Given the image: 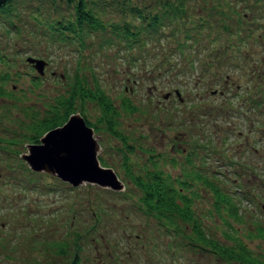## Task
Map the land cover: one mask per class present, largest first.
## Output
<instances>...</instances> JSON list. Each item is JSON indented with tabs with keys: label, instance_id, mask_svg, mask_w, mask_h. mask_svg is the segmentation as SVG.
Wrapping results in <instances>:
<instances>
[{
	"label": "rangeland",
	"instance_id": "374dc122",
	"mask_svg": "<svg viewBox=\"0 0 264 264\" xmlns=\"http://www.w3.org/2000/svg\"><path fill=\"white\" fill-rule=\"evenodd\" d=\"M126 1L94 6L108 25L86 36L79 55L74 35L56 33L69 0H16L12 25L0 23V54L20 48L0 82V264H246L195 240L178 214L157 218L140 183L156 173L180 192L179 208L189 202L201 217L206 242L237 247L239 239L264 264V0H191V23L162 25L151 39L127 7L153 12L158 1ZM124 21L139 40L122 51L115 36L104 44ZM27 56L45 61L41 74ZM74 113L127 195L72 186L21 158L54 128L44 122L60 126ZM208 181L242 196L240 221Z\"/></svg>",
	"mask_w": 264,
	"mask_h": 264
},
{
	"label": "trees",
	"instance_id": "16d2710c",
	"mask_svg": "<svg viewBox=\"0 0 264 264\" xmlns=\"http://www.w3.org/2000/svg\"><path fill=\"white\" fill-rule=\"evenodd\" d=\"M15 1L16 0H0V14H3L5 18L4 19L5 24L1 21V19H0V23H2L5 26H11L13 23L12 18L14 17ZM102 1H105V3L108 2V0H100V1L69 0V4H71V9H72V12L70 13L71 15L69 16V18L61 21V25H63V27L61 28V33L60 32H56V33L58 39H63V37L68 36L62 34L65 31H67L71 35H74L77 55H79L83 45L84 46L86 45L84 41L88 34H90L95 30L104 31L106 29V26L108 25L107 23L102 21L95 13L96 9L100 6V3H102ZM157 1H158L157 8L154 9L155 11L152 10L153 12L151 11L145 12L142 9H138L132 6L127 7V11L131 14L132 18L134 19L138 18L139 20L140 19L143 20L142 29L145 30V32L149 30L151 35L150 39L152 37L155 38V34L160 33V28L162 30L163 27L162 25L169 26L171 24H177L178 22H180V24L177 25L180 29L182 25L192 22L190 20L191 13L187 11L186 8V4L191 2V0H157ZM122 3H124V6H127L128 4L134 3V0H127L126 2H122ZM94 6H97V8L94 9ZM161 13L163 14V16L161 15ZM145 23L147 26H144ZM113 25L116 26L117 24H113ZM116 28H118V30ZM116 28H114V31L116 33L115 34L113 33V36L101 37V40L103 41L104 44H109L111 42V39H113V37L115 36L118 38V41L115 40V43H120V42L125 43V44L121 43L117 47L120 51H122L128 46L134 45L139 40L137 37L140 33V30H138L136 27H132V25L129 24L127 21H124L120 25V27H116ZM53 36L56 37L55 34H53ZM105 39H108V41ZM142 42H144V40ZM181 50L182 48H177L172 53L180 52ZM19 51L20 48L12 47L11 51L9 52V55L0 54V82L4 78H6L7 76L6 74H8L6 69L8 67H12V66L14 67V65L16 64V58L20 56ZM170 55L171 53L165 56L168 62L170 60ZM28 64L31 65V63L29 62ZM3 65L6 66V69ZM35 78H37V76ZM81 90L83 92V95L85 96H91V97L94 96L93 93H91V91L87 89V87L81 88ZM95 92L97 93L99 100L103 101L104 99L102 93H100L98 87L97 88L95 87ZM179 96L176 95V97ZM58 124H60V122L57 123L55 118H51L49 121L44 122L41 125V127L44 129H48L51 127H56L58 126ZM37 127L40 128V124H38ZM229 162H232V160H229ZM197 174L199 175V171L197 172ZM150 176L151 178H153L152 182L149 181L140 182L141 186L147 189V191L144 192L143 200L146 203L149 201L151 203L152 201L153 206L157 209L158 214L157 213L155 214L157 215L158 219L164 217L168 219L170 222H173L172 217L175 216L176 213L183 221L191 223L192 233L194 234L193 236L195 240L200 241L202 243H208L210 247L213 249V251L219 253L222 257H226L227 259H234L237 262H242L246 264H257L260 262L258 259L251 256L248 251H245L243 247L240 246L241 242L239 239L237 241V247H233L231 245H220L218 243L211 244L210 242H206L207 235L204 234V229L201 223L202 222L201 217L190 211L189 202H184V207H181L182 209L179 208L176 200H178V197H181V195L180 192L176 190V187H174L172 183H168L167 181H165L167 179L166 177H165L166 179L163 180L160 174L156 173V174H151ZM217 184L220 183L217 182L215 184L210 181L206 183L208 188L211 189L213 193V197L215 196V202L226 203L228 205L227 207L228 213H230V215L234 217L236 220L240 221L243 216L241 209L242 196H238L237 194L233 193L230 189L222 188V186L220 187ZM115 193H118V196H122L123 194L127 195L125 189L121 192L115 191ZM248 194H250V191H248ZM221 197H224L227 200L223 201ZM150 203L149 205H151ZM261 234H263L264 236V230H262ZM235 240H237V238H235Z\"/></svg>",
	"mask_w": 264,
	"mask_h": 264
},
{
	"label": "water",
	"instance_id": "95a60500",
	"mask_svg": "<svg viewBox=\"0 0 264 264\" xmlns=\"http://www.w3.org/2000/svg\"><path fill=\"white\" fill-rule=\"evenodd\" d=\"M37 73L41 74L45 61L30 56ZM179 96L178 90H174ZM20 156L34 171H43L72 186L95 183L114 191H123L124 184L110 167L102 166L98 159L100 145L93 130L79 113L70 114L60 126L47 130L36 144H26Z\"/></svg>",
	"mask_w": 264,
	"mask_h": 264
},
{
	"label": "flooded vegetation",
	"instance_id": "af4514ba",
	"mask_svg": "<svg viewBox=\"0 0 264 264\" xmlns=\"http://www.w3.org/2000/svg\"><path fill=\"white\" fill-rule=\"evenodd\" d=\"M179 100H181L182 99V97H181V95H180V97H177ZM123 182V181H122ZM123 184H124V182H123ZM124 189H125V184H124Z\"/></svg>",
	"mask_w": 264,
	"mask_h": 264
}]
</instances>
